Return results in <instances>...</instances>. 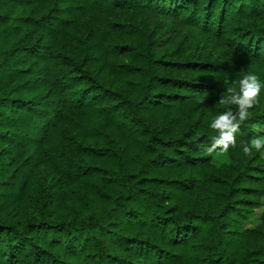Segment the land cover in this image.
Masks as SVG:
<instances>
[{
	"label": "trees",
	"instance_id": "trees-1",
	"mask_svg": "<svg viewBox=\"0 0 264 264\" xmlns=\"http://www.w3.org/2000/svg\"><path fill=\"white\" fill-rule=\"evenodd\" d=\"M259 137L264 0H0V264H264Z\"/></svg>",
	"mask_w": 264,
	"mask_h": 264
},
{
	"label": "clouds",
	"instance_id": "clouds-1",
	"mask_svg": "<svg viewBox=\"0 0 264 264\" xmlns=\"http://www.w3.org/2000/svg\"><path fill=\"white\" fill-rule=\"evenodd\" d=\"M240 93L239 95L235 94V89H229L233 93L231 101L235 104L240 105L239 120L243 121L246 119L247 113L246 108L252 107L255 98L260 90V83L257 77L249 75L245 76L240 81ZM236 118L232 116L231 112H226L218 116L211 124V127L218 129L220 131L221 140L216 141L217 144H222L223 150L226 151L229 144H234V133L239 130V123H233V120ZM227 130V131H225ZM264 147V137L255 138L251 141V147L245 146L243 151L245 154H251V149L255 148L260 150Z\"/></svg>",
	"mask_w": 264,
	"mask_h": 264
},
{
	"label": "rangeland",
	"instance_id": "rangeland-1",
	"mask_svg": "<svg viewBox=\"0 0 264 264\" xmlns=\"http://www.w3.org/2000/svg\"><path fill=\"white\" fill-rule=\"evenodd\" d=\"M261 155H262V157L264 158V151L261 152ZM261 209H262V208H257V209L255 210L254 215L251 216V219H252V220H248V221L245 223V225H246L247 227H252V226H254L255 224H257V223L259 222L258 215L260 214V210H261Z\"/></svg>",
	"mask_w": 264,
	"mask_h": 264
}]
</instances>
